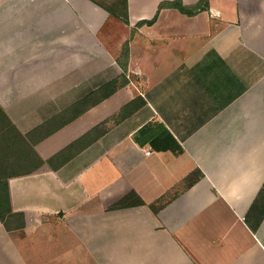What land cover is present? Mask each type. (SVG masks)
I'll use <instances>...</instances> for the list:
<instances>
[{
	"label": "crops",
	"instance_id": "1",
	"mask_svg": "<svg viewBox=\"0 0 264 264\" xmlns=\"http://www.w3.org/2000/svg\"><path fill=\"white\" fill-rule=\"evenodd\" d=\"M127 1L128 24L90 0H0V106L23 134L120 76L129 50V83L35 143L42 159L118 94L146 101L59 168L8 178L12 212L40 221H0V264H264V0ZM120 179L143 205L106 208Z\"/></svg>",
	"mask_w": 264,
	"mask_h": 264
},
{
	"label": "trees",
	"instance_id": "2",
	"mask_svg": "<svg viewBox=\"0 0 264 264\" xmlns=\"http://www.w3.org/2000/svg\"><path fill=\"white\" fill-rule=\"evenodd\" d=\"M90 1L106 10L110 16L118 18L126 24L129 23L127 0ZM166 5L177 8L179 11L187 15H194L198 11L207 9L209 6V0H200L194 7H186L181 2H173ZM163 6V4L160 5L159 9ZM155 19L156 16L152 20L140 22L138 25H142L143 23L152 24ZM128 55L129 50L126 45L118 59L123 69V73L120 76L103 84L95 91L78 100L70 107L66 108L63 112L54 116L52 119L36 127L27 134H23L16 127L0 106V221L6 231L9 232L13 229L10 225L11 219H14V222L17 224L14 227L17 228H23L26 225H31L40 221V216L37 214L28 212H12L11 198L7 183L8 178L28 175L49 169H57L91 143L99 139L106 132V121H103L88 130L78 139L71 142L48 160L42 159L34 148L35 143L50 135L58 128L73 121L92 107L98 105L116 93L120 88L126 86L129 83V79L126 76V62L128 60ZM145 104V99L142 96L137 95L119 109L118 113L113 118L114 123L116 124L123 121ZM201 177L202 173L194 172L186 178L185 185H191ZM118 184L123 186L119 190L116 189ZM180 189L181 188L178 187L176 192L167 198L166 203L174 199L182 191H180ZM102 198L108 210L144 204L141 197L134 191L125 179H120L115 184L106 188V190L102 192ZM159 205H165V200L162 202L160 201ZM152 209L157 210V207L152 205Z\"/></svg>",
	"mask_w": 264,
	"mask_h": 264
},
{
	"label": "rangeland",
	"instance_id": "3",
	"mask_svg": "<svg viewBox=\"0 0 264 264\" xmlns=\"http://www.w3.org/2000/svg\"><path fill=\"white\" fill-rule=\"evenodd\" d=\"M103 1V0H100ZM138 83H135L134 85H137ZM133 88V87H132ZM125 102V97H123L122 95L118 94L116 97H114L112 100L108 101L107 106L109 105L110 108H108V110L111 109V111H113V113L108 114V118H106V127L110 124L114 123V116L118 113L119 109L124 105L123 103ZM123 104V105H122ZM122 105V106H121ZM104 108H106V105L104 106ZM103 108V109H104Z\"/></svg>",
	"mask_w": 264,
	"mask_h": 264
},
{
	"label": "built area",
	"instance_id": "4",
	"mask_svg": "<svg viewBox=\"0 0 264 264\" xmlns=\"http://www.w3.org/2000/svg\"><path fill=\"white\" fill-rule=\"evenodd\" d=\"M146 153H147V154H149V153H150V151L148 150Z\"/></svg>",
	"mask_w": 264,
	"mask_h": 264
}]
</instances>
